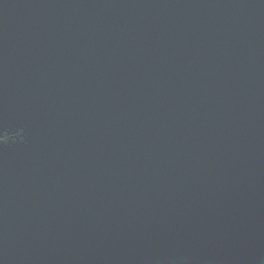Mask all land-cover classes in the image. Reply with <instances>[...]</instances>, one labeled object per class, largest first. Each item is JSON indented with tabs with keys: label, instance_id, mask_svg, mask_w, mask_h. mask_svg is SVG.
<instances>
[{
	"label": "water",
	"instance_id": "water-1",
	"mask_svg": "<svg viewBox=\"0 0 264 264\" xmlns=\"http://www.w3.org/2000/svg\"><path fill=\"white\" fill-rule=\"evenodd\" d=\"M0 264H264V0H0Z\"/></svg>",
	"mask_w": 264,
	"mask_h": 264
}]
</instances>
